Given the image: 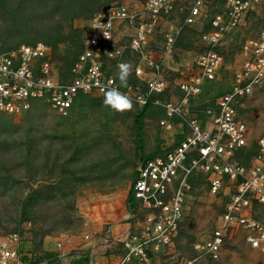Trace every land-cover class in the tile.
I'll return each instance as SVG.
<instances>
[{"label": "rangeland", "instance_id": "obj_1", "mask_svg": "<svg viewBox=\"0 0 264 264\" xmlns=\"http://www.w3.org/2000/svg\"><path fill=\"white\" fill-rule=\"evenodd\" d=\"M127 2L141 7L145 0H0V56L44 43L52 74L69 79L90 18ZM195 6L201 15L187 24ZM263 32L264 0H178L177 11L150 35L146 52L163 63L161 101L184 104L180 85L201 80L184 117L169 118L162 107H140L131 99L130 109L117 112L104 105V95L82 96L67 115L43 103L23 114L0 112V228L23 238L31 264H62V252L101 263L118 254L120 241L142 229L148 216L132 191L140 164L174 149L190 134L192 120L211 126L218 100L247 58V42ZM210 53L220 64L206 80L197 61ZM142 60L133 52L124 59L130 70L144 66ZM113 72L118 77V67ZM131 82L137 79L127 77ZM238 111L250 136L234 161L250 166L264 137V88L241 100ZM191 187L179 234L154 264H264L242 228L228 233L218 259L198 252L196 245L221 223L226 195H211L202 174Z\"/></svg>", "mask_w": 264, "mask_h": 264}, {"label": "built area", "instance_id": "obj_2", "mask_svg": "<svg viewBox=\"0 0 264 264\" xmlns=\"http://www.w3.org/2000/svg\"><path fill=\"white\" fill-rule=\"evenodd\" d=\"M240 3L234 4L235 11L240 10ZM177 7L178 0H145L141 7L127 2L102 9L89 20L69 79L52 74L49 48L44 43L23 45L3 54L0 112L23 114L35 103H43L67 115L82 96L104 95L105 90L117 88L140 107L160 106L169 118L184 117L189 98L200 92L201 80L192 77L180 85L186 96L184 104L161 101L167 90L162 77L163 63L146 52L150 35L160 29L165 18L172 17ZM200 15L198 6L193 7L187 24L194 23ZM168 38L173 42V38ZM245 50L247 58L234 76L232 89L218 100L211 126L204 127L192 120L190 134L174 149L140 164L132 191L148 214L142 229L122 239L118 254L104 258L105 262L69 257L62 252V264H154V258L165 254L179 234L192 180L198 174L206 177L211 195H226L221 223L196 245L198 252L218 259L228 233L242 228L248 234L250 248L264 256V137L256 142V157L250 166L234 161V155L248 146L250 136L238 104L264 88V32L248 41ZM131 52L142 57L144 66L129 69L128 77L139 83L122 86L113 70L127 64ZM197 64L203 78L212 80L220 61L217 54L210 53ZM22 239L17 233L5 234L0 228V264L32 263V255L23 249Z\"/></svg>", "mask_w": 264, "mask_h": 264}, {"label": "clouds", "instance_id": "obj_3", "mask_svg": "<svg viewBox=\"0 0 264 264\" xmlns=\"http://www.w3.org/2000/svg\"><path fill=\"white\" fill-rule=\"evenodd\" d=\"M118 78L122 84L126 83L127 77L129 75V65L120 64ZM104 105L108 106L110 109L122 112L124 110L130 109L132 107V102L130 99L117 88H109L104 91Z\"/></svg>", "mask_w": 264, "mask_h": 264}, {"label": "trees", "instance_id": "obj_4", "mask_svg": "<svg viewBox=\"0 0 264 264\" xmlns=\"http://www.w3.org/2000/svg\"><path fill=\"white\" fill-rule=\"evenodd\" d=\"M148 107H151V106H148ZM148 107H147V108H148Z\"/></svg>", "mask_w": 264, "mask_h": 264}]
</instances>
